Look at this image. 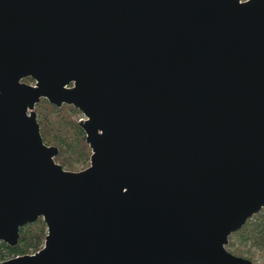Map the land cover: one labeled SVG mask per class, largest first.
<instances>
[{
	"label": "water",
	"instance_id": "1",
	"mask_svg": "<svg viewBox=\"0 0 264 264\" xmlns=\"http://www.w3.org/2000/svg\"><path fill=\"white\" fill-rule=\"evenodd\" d=\"M42 98L82 110L88 166ZM263 207L264 0H0V240L48 229L0 264H256L227 245Z\"/></svg>",
	"mask_w": 264,
	"mask_h": 264
},
{
	"label": "trees",
	"instance_id": "2",
	"mask_svg": "<svg viewBox=\"0 0 264 264\" xmlns=\"http://www.w3.org/2000/svg\"><path fill=\"white\" fill-rule=\"evenodd\" d=\"M24 79L34 80L30 76ZM35 109L44 141L60 148L56 160L72 170L88 166L92 149L80 123L82 110L73 104L58 106L47 98H42ZM47 232V223L42 217L26 223L20 228L16 245L0 240V261L17 254L37 251L43 246ZM227 246L234 253L253 259L256 264H264V207L231 233Z\"/></svg>",
	"mask_w": 264,
	"mask_h": 264
},
{
	"label": "flooded vegetation",
	"instance_id": "3",
	"mask_svg": "<svg viewBox=\"0 0 264 264\" xmlns=\"http://www.w3.org/2000/svg\"><path fill=\"white\" fill-rule=\"evenodd\" d=\"M26 81H28V82H34V80H31V79H29V80H26Z\"/></svg>",
	"mask_w": 264,
	"mask_h": 264
},
{
	"label": "built area",
	"instance_id": "4",
	"mask_svg": "<svg viewBox=\"0 0 264 264\" xmlns=\"http://www.w3.org/2000/svg\"><path fill=\"white\" fill-rule=\"evenodd\" d=\"M81 118H83V117H81ZM17 255H20V254H17ZM17 255H16V256H17Z\"/></svg>",
	"mask_w": 264,
	"mask_h": 264
},
{
	"label": "bare ground",
	"instance_id": "5",
	"mask_svg": "<svg viewBox=\"0 0 264 264\" xmlns=\"http://www.w3.org/2000/svg\"><path fill=\"white\" fill-rule=\"evenodd\" d=\"M83 118H85V116H82Z\"/></svg>",
	"mask_w": 264,
	"mask_h": 264
},
{
	"label": "rangeland",
	"instance_id": "6",
	"mask_svg": "<svg viewBox=\"0 0 264 264\" xmlns=\"http://www.w3.org/2000/svg\"><path fill=\"white\" fill-rule=\"evenodd\" d=\"M32 83H33V82H32ZM83 116H85L84 113H83Z\"/></svg>",
	"mask_w": 264,
	"mask_h": 264
}]
</instances>
